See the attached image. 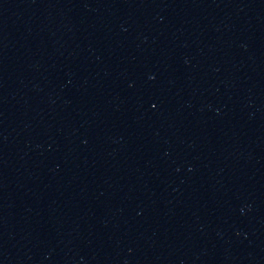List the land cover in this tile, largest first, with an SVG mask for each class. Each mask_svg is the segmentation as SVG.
<instances>
[{"label": "water", "instance_id": "1", "mask_svg": "<svg viewBox=\"0 0 264 264\" xmlns=\"http://www.w3.org/2000/svg\"><path fill=\"white\" fill-rule=\"evenodd\" d=\"M0 264H264V0H0Z\"/></svg>", "mask_w": 264, "mask_h": 264}]
</instances>
